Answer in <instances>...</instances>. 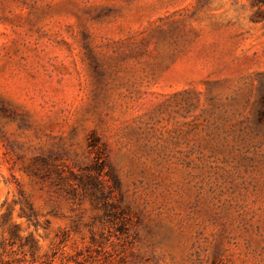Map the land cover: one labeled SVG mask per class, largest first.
<instances>
[{"label": "rangeland", "instance_id": "374dc122", "mask_svg": "<svg viewBox=\"0 0 264 264\" xmlns=\"http://www.w3.org/2000/svg\"><path fill=\"white\" fill-rule=\"evenodd\" d=\"M263 9L0 0V264H264Z\"/></svg>", "mask_w": 264, "mask_h": 264}, {"label": "trees", "instance_id": "16d2710c", "mask_svg": "<svg viewBox=\"0 0 264 264\" xmlns=\"http://www.w3.org/2000/svg\"><path fill=\"white\" fill-rule=\"evenodd\" d=\"M252 3L258 5L259 7L264 6V0H252ZM262 11H264V9ZM260 17L264 18V14L263 16ZM22 214L30 218V214H27V212L24 209L22 210Z\"/></svg>", "mask_w": 264, "mask_h": 264}]
</instances>
